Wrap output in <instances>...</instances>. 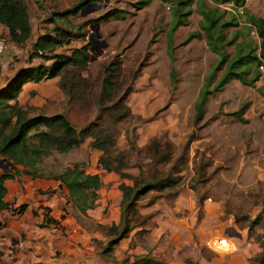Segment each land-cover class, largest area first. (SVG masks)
Returning <instances> with one entry per match:
<instances>
[{
    "label": "rangeland",
    "instance_id": "obj_1",
    "mask_svg": "<svg viewBox=\"0 0 264 264\" xmlns=\"http://www.w3.org/2000/svg\"><path fill=\"white\" fill-rule=\"evenodd\" d=\"M23 2L33 24L52 25L45 31L59 27L82 34V39H70L73 46L89 42V25L94 22H85L98 19L100 40L107 46L82 75L94 77L117 58L120 72L129 75L127 82L134 77L126 99L132 115L118 124L115 144L125 157L122 170L136 176L140 168L146 178L153 174L175 177L179 171L181 177L176 187L149 191L137 201L127 236L105 254L102 248L111 237L105 229L119 221L118 184L131 185L132 180L100 172L94 207L83 214L70 213L87 231L73 232L71 238H81L91 247L96 258L90 261L122 264L124 259L148 255L163 264H255L251 257L257 243L264 241V229L247 225L249 219H264V71L258 70L260 76L252 85L236 79L218 90L214 85L226 65L215 70L223 53L232 59L248 49L255 52L258 39L250 35L246 24L264 15V0H245L240 15L231 2L214 0H189L179 7L167 0H100L95 3L105 4L103 9L84 16L81 13L90 7L80 9L63 19L56 17L58 12L72 8L77 0ZM212 8L220 17L208 47L201 12ZM177 20L183 24L175 25ZM204 82L203 90L209 92L197 108L194 101ZM199 110L200 119L195 120ZM63 111L77 130L97 122L102 114L93 105L84 110L70 105ZM152 137L172 142L168 163L154 166L144 149ZM84 146L59 154L48 150L36 172L58 174L74 164L84 170L92 155ZM98 217L105 219L98 223ZM215 237L232 241V250H215ZM54 239L57 246L63 243Z\"/></svg>",
    "mask_w": 264,
    "mask_h": 264
},
{
    "label": "trees",
    "instance_id": "obj_2",
    "mask_svg": "<svg viewBox=\"0 0 264 264\" xmlns=\"http://www.w3.org/2000/svg\"><path fill=\"white\" fill-rule=\"evenodd\" d=\"M97 1L100 0H77L72 8L58 12L56 17L63 19L68 15H74L86 4ZM167 1H173L179 7L189 0ZM244 1L214 0L216 3L231 2L235 6L243 5ZM201 13L202 22L200 26L209 47L211 45L210 39L212 40V31L215 30L220 14H217L216 9L213 8L204 10ZM110 16L122 18V16L115 13L110 14ZM97 20V18L88 19L85 23L89 24ZM0 23L7 27L10 42L21 44L29 38L30 23L23 0H0ZM177 24L183 23L177 20L175 25ZM250 24L254 26L258 37L255 52L248 49L244 54L239 53L232 59H226L227 56L223 53L220 61L216 64L215 70H219L225 62L226 65L214 85L215 90L220 89L223 84L231 79H236L244 85H252L258 80L260 76L259 66L264 65V15L251 18ZM81 37H83L82 34L54 27L51 31H45L37 37L30 48L29 55L46 58L56 47L68 43L70 39ZM54 57L55 62L52 65L20 71L0 91V161L10 163L7 165L8 167H4L5 171L0 175V211L8 209L13 214H19L24 210V204L13 207L2 200L5 193L4 180L20 174L29 175L33 178L58 180L66 187L68 199L79 213L83 214L87 209L93 208L97 198L96 191L101 186V180L97 174L85 173L78 164H74L58 174L43 176L36 172V165L41 162L42 156L48 150L62 153L88 140L87 147L99 151L96 161L103 171L113 172L120 178H130L132 180L131 185L124 182L118 184V189L121 192L120 215L118 223H110L105 229L106 234L111 237L107 240L101 252L107 254L130 231L129 216L133 214L137 201L149 191H161L169 187H176L181 177L179 171H176L175 177L163 173L164 177H157L153 174L146 178L142 175L140 168H138L139 174L136 176H131L122 170L125 167V157L121 151L115 149V144L119 134L118 124L132 115L129 106L126 104V99L130 91L129 82L134 77H130L127 82L129 75L125 76L124 72H120V60L114 58L104 64L98 70L97 75L90 77L82 75V72L88 68L89 42L73 49L68 55L57 54ZM212 76L213 74L209 77ZM50 77L58 78L57 86L65 97V106L76 105L79 110H84L93 105L102 113L100 119L77 130L63 113L48 116L42 114L29 116L28 112L19 108L16 103L13 105L8 104L9 100L15 101L24 82H36L42 78ZM205 85L206 82L202 84L194 101L197 108L203 102L205 93L209 92L203 90ZM199 117L200 110L195 120L200 119ZM172 145L169 140L159 141L152 137L144 145V149L150 154L155 166L156 164H166L172 160ZM16 165H22L24 168L18 170L14 167ZM48 223L56 224L57 222L45 214L43 224ZM254 225H259L264 229V219L259 222L257 218L249 219L247 228L250 229ZM253 261L255 264H264V241L260 244V251L253 258ZM121 263L163 264L148 255L134 257L131 261L124 259Z\"/></svg>",
    "mask_w": 264,
    "mask_h": 264
},
{
    "label": "crops",
    "instance_id": "obj_3",
    "mask_svg": "<svg viewBox=\"0 0 264 264\" xmlns=\"http://www.w3.org/2000/svg\"><path fill=\"white\" fill-rule=\"evenodd\" d=\"M26 11L28 13L27 9ZM40 11L42 12V10ZM28 18L30 35L21 44L10 42L7 27L0 23V38L5 41L4 50L0 55V91L20 71L52 65L55 62L54 56L57 54L68 55L73 49L81 46H73L69 40L68 43L52 50L46 58L36 55L30 56L29 52L32 44L39 35L45 32V27L49 28L52 25L49 22L33 24L29 13ZM57 80V77H50L42 78L36 82L26 81L22 84L15 101L9 100L8 104L13 105L16 103L19 108L26 110L29 116L37 114L48 116L56 113L66 115L63 111V108H67L65 97L57 86ZM87 142L88 140L83 142L84 147L88 148L92 155L90 161L85 165L84 171L89 174H97L101 179L99 173L107 172L103 171L97 164L99 151L87 147ZM4 167L0 164V175L5 171ZM14 167L18 170L24 168L22 165ZM92 170H96V172L92 173ZM3 186L5 188L3 201L8 202L9 206L13 207L20 204L25 206L19 214H13L8 209L0 211V264H97L99 262L97 260V262L90 261L95 260L96 257L86 241L81 242L82 239L78 237L71 238L73 232L86 233L87 231L82 229L73 219V215L70 214H74L73 210L76 209L68 199L66 187L60 181L39 177L33 178L29 175L20 174L4 180ZM45 214L57 223L43 224ZM104 219L98 217L96 222L100 223ZM197 230L200 231V229ZM208 231H211V228ZM61 232L67 233L68 237H64ZM69 232L72 233L68 234ZM55 237L60 238L63 243L58 246L55 245ZM78 241L80 245L77 244ZM231 242L215 237L212 245L215 250L229 252L232 250ZM58 248H62V250L58 251ZM257 248L258 250L256 249V253L251 257L252 261L260 251V243H257ZM55 252L59 253L58 256H55Z\"/></svg>",
    "mask_w": 264,
    "mask_h": 264
},
{
    "label": "water",
    "instance_id": "obj_4",
    "mask_svg": "<svg viewBox=\"0 0 264 264\" xmlns=\"http://www.w3.org/2000/svg\"><path fill=\"white\" fill-rule=\"evenodd\" d=\"M107 0H105L106 2ZM81 13L82 16L94 12L99 9H103L105 7V4L99 5L95 2H91L86 4L81 8L83 10L84 8H89ZM90 32L88 34V41H89V51L91 53L89 57V62H92L95 60L96 56L100 55L103 51V49L107 46L106 42L104 40H100V34H99V24L98 22H94L93 24L89 25ZM0 164H3L4 166L9 165L10 163L2 162L0 161Z\"/></svg>",
    "mask_w": 264,
    "mask_h": 264
},
{
    "label": "built area",
    "instance_id": "obj_5",
    "mask_svg": "<svg viewBox=\"0 0 264 264\" xmlns=\"http://www.w3.org/2000/svg\"><path fill=\"white\" fill-rule=\"evenodd\" d=\"M226 8H227V10H229L230 6L227 5ZM235 8H236V11H237V14H236V11H235V14H236V15H240V14H242V12H243V10H242V5L236 6ZM246 26H247L248 29H249V33H250V35H252V36L255 37L256 39H258V37H257V33H256V30H255L254 26L251 25L250 23L246 24ZM4 47H5V41H4L3 38H0V55L2 54V52H3V50H4ZM259 69H260L261 71H264V65H260V66H259ZM258 78H259V77H258ZM208 245H209V247L211 248V240H209Z\"/></svg>",
    "mask_w": 264,
    "mask_h": 264
},
{
    "label": "clouds",
    "instance_id": "obj_6",
    "mask_svg": "<svg viewBox=\"0 0 264 264\" xmlns=\"http://www.w3.org/2000/svg\"><path fill=\"white\" fill-rule=\"evenodd\" d=\"M3 165V164H2Z\"/></svg>",
    "mask_w": 264,
    "mask_h": 264
}]
</instances>
